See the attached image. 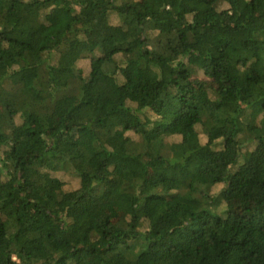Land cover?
<instances>
[{"label":"trees","instance_id":"obj_1","mask_svg":"<svg viewBox=\"0 0 264 264\" xmlns=\"http://www.w3.org/2000/svg\"><path fill=\"white\" fill-rule=\"evenodd\" d=\"M0 264H264V0H0Z\"/></svg>","mask_w":264,"mask_h":264},{"label":"rangeland","instance_id":"obj_2","mask_svg":"<svg viewBox=\"0 0 264 264\" xmlns=\"http://www.w3.org/2000/svg\"><path fill=\"white\" fill-rule=\"evenodd\" d=\"M112 18H114L112 16ZM77 67L81 70L82 74L86 75L88 71L90 70V59L89 58H83L80 59L77 62ZM142 117V125H147V128L150 130H154L156 128V123L154 120L156 119L155 114L150 112L149 110L141 113L140 115ZM141 124H136L133 127L130 128H122L121 131H124L126 134L131 135L132 137H138V129L140 128ZM64 179L71 185L72 188H77L80 184V178L79 176L72 174V173H64L63 174ZM225 207V205H224Z\"/></svg>","mask_w":264,"mask_h":264}]
</instances>
